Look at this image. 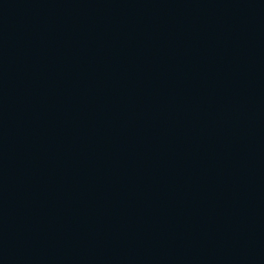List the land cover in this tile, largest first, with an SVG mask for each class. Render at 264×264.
<instances>
[{
  "label": "water",
  "instance_id": "obj_1",
  "mask_svg": "<svg viewBox=\"0 0 264 264\" xmlns=\"http://www.w3.org/2000/svg\"><path fill=\"white\" fill-rule=\"evenodd\" d=\"M0 264H264V0H0Z\"/></svg>",
  "mask_w": 264,
  "mask_h": 264
}]
</instances>
